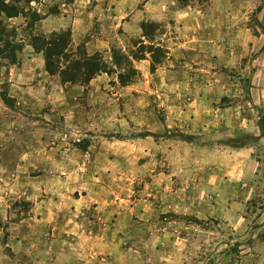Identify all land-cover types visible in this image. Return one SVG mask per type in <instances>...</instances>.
<instances>
[{
	"label": "rangeland",
	"instance_id": "374dc122",
	"mask_svg": "<svg viewBox=\"0 0 264 264\" xmlns=\"http://www.w3.org/2000/svg\"><path fill=\"white\" fill-rule=\"evenodd\" d=\"M188 4L205 13L206 25H226L221 62H176L167 52L154 72L138 69L126 85L117 72L87 84L39 72L20 94L8 79L0 83V264H165V227L179 240L169 244L179 248L174 264H264V131L257 109L264 110V0H176L175 6ZM19 6L37 9L34 0ZM19 17L26 22L6 21L24 49L18 62L0 67H22L31 34L43 32ZM159 23L144 43L171 52L180 32L170 17ZM123 39L103 53L108 62L114 46L129 55L142 49L141 38ZM146 57L152 63L151 53ZM204 66L212 70L197 69ZM174 68L184 69L181 88L159 75ZM199 74L226 92L214 105L238 116L231 135L191 133L182 118L195 101L190 84ZM212 149H230L223 158L241 150L259 162L241 223L200 219L173 202H182V188L212 164Z\"/></svg>",
	"mask_w": 264,
	"mask_h": 264
},
{
	"label": "crops",
	"instance_id": "0c3cea01",
	"mask_svg": "<svg viewBox=\"0 0 264 264\" xmlns=\"http://www.w3.org/2000/svg\"><path fill=\"white\" fill-rule=\"evenodd\" d=\"M35 6L43 18L35 25L38 30L45 33L70 29L72 41L76 45L84 43L89 54L96 52L108 53L113 44L123 45V37L144 38L141 24L143 21L164 22L170 17L174 27L180 35L179 41L168 48V54L174 61L183 57L192 60L196 64L212 65L221 62L222 49L221 37L226 25L220 23L207 24L205 13H201L190 4L183 7L175 6L176 0H34ZM52 8L57 12H50ZM36 9V8H35ZM16 23L26 21L19 16L13 17ZM111 26L110 32L107 27ZM95 30H99L95 32ZM22 67L16 65L0 67V83L8 79L13 90L20 94L21 91H29V81L36 77L37 73L44 75L45 59L42 52H36L31 45H27ZM35 64L36 67L34 66ZM135 66L146 74L151 66L148 57L134 61ZM198 70L209 71L211 68L201 67ZM182 68L166 69L159 75L164 82H172L171 85L179 87L183 85L181 78ZM50 74V73H49ZM51 75V74H50ZM108 75L98 74L92 79L95 82H103ZM174 79V80H173ZM170 80V81H168ZM176 80V81H175ZM170 85V84H169ZM195 94V101L187 107L186 123L191 133L218 135L224 133L231 135L238 128L239 119L229 106H215L222 92L221 86L214 80L207 81L205 77L197 78L190 84ZM15 97L16 95H12ZM243 120L240 123L243 125ZM203 136V135H202ZM209 152V151H208ZM214 156L212 164L202 165L203 172L195 182H187L181 193L183 201L174 198L173 202L182 206L187 213H192L200 219L215 218L230 223H241L244 217L245 201L254 184L250 182L257 175L259 162L251 158L240 156L241 150H233L232 156L223 158L231 153L230 149L224 151L212 149ZM228 153V154H227ZM229 161H227V160ZM176 193V192H174ZM175 209V208H173ZM174 235V236H173ZM162 250L165 255V264H174L179 257L176 249H170V242L179 243L176 234L165 227L160 233ZM173 236V237H172ZM175 238V239H173ZM264 246V240H260Z\"/></svg>",
	"mask_w": 264,
	"mask_h": 264
},
{
	"label": "trees",
	"instance_id": "16d2710c",
	"mask_svg": "<svg viewBox=\"0 0 264 264\" xmlns=\"http://www.w3.org/2000/svg\"><path fill=\"white\" fill-rule=\"evenodd\" d=\"M21 1L0 0V66L8 62H18L19 54L24 49V41L16 38L17 28L9 26L6 20L24 14L29 19L27 28L33 29L36 22L43 18V15L31 6L27 11L26 7L21 9L19 6ZM57 11L58 9L52 8L50 12ZM160 26L161 24L156 21H143L141 24L143 35L149 38ZM138 43L142 49L130 55L114 46L112 48L113 61L110 63L102 52L89 54L84 43L74 47L70 29L54 31L49 34L32 33L29 42L36 52L43 53L46 70L52 75H59L63 83L87 84L98 74L117 72L120 82L124 85L131 83L140 75V71L134 64L135 60L144 59L147 53H151V71L154 72L160 59L168 52L163 45H158L152 40L149 44H145L143 39H139ZM117 67L122 69L119 70ZM257 109L260 117L258 124L263 132L264 110L260 107Z\"/></svg>",
	"mask_w": 264,
	"mask_h": 264
},
{
	"label": "water",
	"instance_id": "95a60500",
	"mask_svg": "<svg viewBox=\"0 0 264 264\" xmlns=\"http://www.w3.org/2000/svg\"><path fill=\"white\" fill-rule=\"evenodd\" d=\"M251 236V235H250Z\"/></svg>",
	"mask_w": 264,
	"mask_h": 264
}]
</instances>
